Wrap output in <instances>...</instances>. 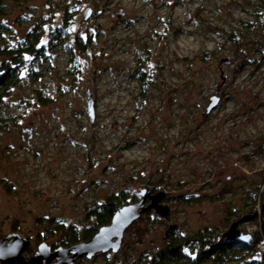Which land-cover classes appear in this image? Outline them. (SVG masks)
Returning a JSON list of instances; mask_svg holds the SVG:
<instances>
[{
    "label": "rangeland",
    "instance_id": "rangeland-1",
    "mask_svg": "<svg viewBox=\"0 0 264 264\" xmlns=\"http://www.w3.org/2000/svg\"><path fill=\"white\" fill-rule=\"evenodd\" d=\"M0 9V48L34 45L0 108V241L26 238V261L41 243L53 252L56 224L90 226L88 212L122 190L130 204L162 194L168 217L143 213L116 253L73 264H151L168 227L185 238L227 232L254 197L262 219L264 0H0Z\"/></svg>",
    "mask_w": 264,
    "mask_h": 264
},
{
    "label": "trees",
    "instance_id": "trees-1",
    "mask_svg": "<svg viewBox=\"0 0 264 264\" xmlns=\"http://www.w3.org/2000/svg\"><path fill=\"white\" fill-rule=\"evenodd\" d=\"M0 9V14H1ZM67 23H65V26ZM4 26L0 23V42L3 40ZM37 38V37H36ZM79 49H82L79 47ZM34 53V45L27 48H18L17 50H8L0 48V108L3 106L12 91L20 84L21 75L17 70V65L25 54ZM4 60H6L4 62ZM141 84V78H140ZM51 102L46 98L36 99V104L47 106ZM29 104V103H28ZM264 195L262 196L260 206L264 212ZM130 204L129 193L122 190L117 194H112L105 201L91 209L87 214V219L93 223L80 230L77 226H65L56 224L52 233L56 240L50 245L53 248H67L76 244L89 242L98 231L111 224V221L117 210ZM256 197L253 198V204L246 206V210L238 211L229 218L228 228L236 224V230L240 233V239L225 238L227 232H217L209 229L199 231L190 238L176 235V231L168 227L165 235V244L151 259V264H233L237 256L261 258L257 264H264V251L257 248L259 243L264 240V215L262 219L256 214ZM259 207V206H258ZM254 222L257 230L254 235H245L240 227L248 222ZM184 247L195 248L196 254L191 256L183 251ZM235 258L228 259L227 256L234 252ZM235 259V260H234ZM243 259V258H241Z\"/></svg>",
    "mask_w": 264,
    "mask_h": 264
},
{
    "label": "water",
    "instance_id": "water-1",
    "mask_svg": "<svg viewBox=\"0 0 264 264\" xmlns=\"http://www.w3.org/2000/svg\"><path fill=\"white\" fill-rule=\"evenodd\" d=\"M89 14L88 12L87 17ZM228 62L229 60L226 59L225 63ZM218 102V99H212L206 112L212 110ZM90 117H93L91 112ZM141 197L142 199L139 202L117 210L111 224L101 228L89 242L67 248L60 247L53 252L45 243H41L35 255L28 261L22 257V253L29 248V241L17 233L7 235L0 241V264H73L83 256L91 259L95 254L99 253L108 251L116 253L119 250L124 231L141 214L154 210L160 217H168V208L158 205L163 197L162 194L151 196L149 193L146 194L145 191H142ZM147 200L150 201V204L145 206ZM171 228L175 229V226ZM224 237L235 240L240 239L241 236L239 231L236 230V224L230 227Z\"/></svg>",
    "mask_w": 264,
    "mask_h": 264
},
{
    "label": "built area",
    "instance_id": "built-area-1",
    "mask_svg": "<svg viewBox=\"0 0 264 264\" xmlns=\"http://www.w3.org/2000/svg\"><path fill=\"white\" fill-rule=\"evenodd\" d=\"M257 248L260 249V250H264V240L259 243Z\"/></svg>",
    "mask_w": 264,
    "mask_h": 264
},
{
    "label": "flooded vegetation",
    "instance_id": "flooded-vegetation-1",
    "mask_svg": "<svg viewBox=\"0 0 264 264\" xmlns=\"http://www.w3.org/2000/svg\"><path fill=\"white\" fill-rule=\"evenodd\" d=\"M148 203V202H147Z\"/></svg>",
    "mask_w": 264,
    "mask_h": 264
}]
</instances>
